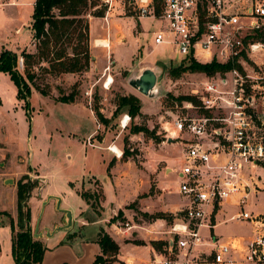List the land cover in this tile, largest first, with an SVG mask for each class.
<instances>
[{
	"label": "rangeland",
	"instance_id": "rangeland-1",
	"mask_svg": "<svg viewBox=\"0 0 264 264\" xmlns=\"http://www.w3.org/2000/svg\"><path fill=\"white\" fill-rule=\"evenodd\" d=\"M8 1L11 0H0V51L4 47L13 50L17 47L23 48L28 43L29 48L25 49L34 51V41L29 42L34 0H16L20 2V5L17 6L3 4ZM230 1L235 4L233 5L234 11L242 13L252 0ZM135 4H131L129 0H111L112 6L110 5V8L106 4L107 8L103 17H88L91 36L101 35L98 37L107 39L110 45L108 47L92 46L90 54L98 56L96 60L98 68H93L90 79L86 76L78 79L82 86H79L80 94L78 93L77 98L80 96L86 100V95L83 92L92 81L100 78L93 87L90 106L93 108L94 95L96 94L99 97L97 103L99 111L104 118L109 120V124H103L104 129L101 128L98 137L106 136L109 141H116L115 143L122 153L124 149H127L130 153L128 156L133 155L137 160L141 159L143 154H148V157L150 156L149 158L152 159L151 157L154 158L155 155L161 153L171 154L169 156L172 159L170 162L173 161L178 164L181 162L183 146L177 143V140H174L171 145L166 143L167 138L171 137L167 135L166 129L170 127L173 113L178 111L175 108V103L178 101L174 98L179 95L190 94L192 89L201 86L205 74L202 72H184L177 78L172 77L168 73V69L174 68L186 60L166 45L158 46L153 43L154 31L162 27L164 22L154 16L139 19ZM109 19H111V23L116 22L110 34L105 28ZM90 20L92 21L90 22ZM15 28H20L22 33L17 35ZM258 32L261 33V37L258 39L264 41V26ZM109 35L110 39L108 38ZM258 61L260 60L258 59ZM92 62L94 59L91 60L88 70H90ZM107 65H110L108 73H110L113 81L109 88H104L105 77L101 76V72ZM42 66H47V64L42 63ZM147 67L154 68L158 72L157 91L154 97L140 94L128 83L129 78L139 74L142 69ZM18 70L23 73V65L18 64ZM33 70L38 75L36 82L41 85L48 84L50 91L54 90L56 96L59 95V88L65 93L70 92L74 80H76V75L68 78L65 75L64 80L58 82L57 76L45 74L39 65L33 67ZM1 74L0 101L5 103L6 108H3L0 102V147L2 151L0 157L2 163L0 165V201H4L3 205L0 203V217L5 216V213L12 212L7 205L14 208L15 194L11 189L15 186L17 177H20L19 164L23 163L22 158L26 154L31 159L32 167L43 178V182L39 181L35 189L40 188L42 183H44V188L40 192L38 191L40 195L37 193L36 197L41 199L40 197L47 198L48 196H56V194L63 197L59 203L57 200L51 199L44 206L43 201L39 204L35 221L38 220L39 222L40 218L38 229H42L44 235L47 236V229L54 230L57 226L63 225L62 210L69 209L71 214L73 210H76L77 219L83 216L81 212L83 201L79 194L80 191L77 192V186L86 177L89 170L93 169L98 174L102 171L99 158L100 154H104V151L99 149L98 145L101 143H98L96 135L90 134L94 130L97 132V124L87 102L83 100L79 102L76 100L73 102L54 101L52 98L41 95L32 86L28 97L29 109H27L26 99L17 97V89L10 76L3 72ZM85 79L87 82H84ZM119 94L136 95L141 101L140 114L131 116L126 108L115 113L116 95ZM124 115H128L130 118L127 125L122 126L121 120ZM134 127L147 128L149 132L153 131L154 134H146L144 131L135 132L133 131ZM154 136H158L161 141H156ZM4 148L10 152L11 156L3 151ZM9 165L11 168L7 167ZM163 165L165 163L161 161L159 166L162 167ZM27 170L28 172L31 171L30 169ZM247 171L249 170L247 169ZM249 172L258 179L257 184L254 182L255 190H250L243 208L233 207L232 212L246 211L251 214L264 215V188L260 189L257 186L262 179L261 175H258L260 170L252 168ZM7 179H11V182L5 181ZM86 179H88V184H91V178L86 177ZM29 201L34 206L37 203L34 193L29 197ZM2 208L6 210H2ZM34 212L36 214V208ZM138 217L149 218L150 216L138 214ZM171 218L169 219L170 225L174 221ZM12 219L15 223V213L12 215ZM234 224L237 222L228 221L214 230V233L219 236L218 241L220 243H228L223 241L226 240L227 236L232 235L231 231L235 226ZM73 226L72 217V224L69 228ZM79 226L76 223V231ZM201 232L202 235L208 236L206 228H203ZM10 237V221L5 222L0 219V255L3 256L0 259V264H15L11 253ZM47 238L50 239L46 243L47 247L63 243L61 241L71 242L73 231L56 230ZM245 248L237 259L232 257L231 252L226 257H232L235 264H253L245 259ZM211 250L212 248L209 247L204 251L207 258L210 256ZM134 254L137 255L136 252ZM198 261L195 260L191 264H200Z\"/></svg>",
	"mask_w": 264,
	"mask_h": 264
},
{
	"label": "built area",
	"instance_id": "built-area-1",
	"mask_svg": "<svg viewBox=\"0 0 264 264\" xmlns=\"http://www.w3.org/2000/svg\"><path fill=\"white\" fill-rule=\"evenodd\" d=\"M104 2L110 7L111 0ZM135 3L138 18L154 16L164 22L153 33L155 45L168 46L182 59L232 64L223 73L205 74L201 86L189 94L195 101L175 103L178 111L169 129L165 128L169 138L183 146L178 192L187 203L170 225V254L154 257L153 262L191 264L197 260V248L211 247L204 264H234L226 257L232 243H218L210 235L203 237L201 231L212 227L211 214L224 200L240 194L236 204H245L257 179L249 168L264 172V41L254 37L264 26V0H252L242 13L235 12L227 0H161L160 15L155 14L153 0ZM18 64L23 65L22 58ZM109 68L102 72L104 88L113 81ZM84 94L90 104L92 90ZM129 118L123 116L122 126ZM107 149L122 155L121 149L119 153L111 145ZM232 219L264 230L260 214L242 211ZM245 249L247 261L264 264V231Z\"/></svg>",
	"mask_w": 264,
	"mask_h": 264
},
{
	"label": "crops",
	"instance_id": "crops-1",
	"mask_svg": "<svg viewBox=\"0 0 264 264\" xmlns=\"http://www.w3.org/2000/svg\"><path fill=\"white\" fill-rule=\"evenodd\" d=\"M227 1L231 2L230 0ZM236 1L239 2V0ZM129 2L131 4H135V0H129ZM3 4L7 6H17L20 5V2L11 0ZM232 4L235 5L234 3ZM91 21L92 20H90V22ZM115 24L116 22L111 23V19H109V21L107 22V26H105L107 31H109L108 34H110L111 30L114 29L113 27ZM15 33L17 35H20L22 33V30L20 28H15ZM89 35L90 51H92V46L99 47L95 44L99 39L107 41L108 45H110L107 39L98 37L101 35H95L92 37L90 30ZM108 38L110 39V35L108 36ZM29 42H31V38ZM25 48H29V43L28 45L26 44L23 48L17 47V49L15 50H10L16 52L17 54H20V52ZM97 58L98 56L96 54L94 58L90 57V62L92 59H94V62H92L91 66L92 68L90 67V70L85 71L80 79L82 77L85 78L84 76L88 77L89 79L91 78V71L93 70V68H98L96 66ZM102 72L101 76L104 77ZM1 73L2 72L0 71V77L2 76ZM65 75H67L66 78H68L72 77L73 74H61L57 76V81H63ZM77 79L78 77L76 75V80ZM99 80L100 78L92 81L89 87L85 89V91L93 90V87H95ZM84 82H87V79H85ZM45 97L52 98L55 101V98L57 96L56 94H54V90H52L50 91V94ZM75 100L76 102H79L81 100L87 102V105L90 108V112L92 113L97 124V132L94 130L90 134L96 135L98 143H101V145H98V147L100 150L104 151V154H100L99 158L102 165L101 173L98 174L93 171V169L89 170L86 177L91 178V184H88V179L84 177L81 180L80 184H78L77 186V192L82 189L91 191L101 189L103 197L100 200L99 207L97 208L92 207L81 197V200L83 201V209L81 211L83 216L77 219L76 210H73L72 217L74 226L72 228H67V230L73 231V238L71 242L61 241L63 243H57L55 245L47 247L46 243L50 241V239L47 238L49 236L44 235L43 230L39 229L41 235L36 239H40L46 247L41 264H92L96 256L101 253V249L99 244L97 243V239L102 231L109 234V236L112 237V239H114L119 245V251L116 256V260L110 264H157L153 262L154 257H156L157 259H162L163 256H167L170 254L169 246L171 245V239L173 236L169 232L171 222L168 219L161 217L141 218L138 217V214H147L149 216H152L156 213H165L170 215L172 217L171 219L174 220L175 214L180 212V210L186 206V200L178 192V185L181 177V174L179 173L181 162L178 164L173 161L170 162V160H172L169 157L171 154L167 155L161 153L155 155L154 158L151 157L152 159L149 158L150 156L148 157V154H143V156L139 160L135 159L133 155L128 156L125 159H122V155L119 157L115 156L111 151L107 149V147L109 145H116L115 148L117 150H119L120 148L115 143L116 141H109L108 137L106 136L98 137V133L101 131V128L104 129V125L98 121L94 111L92 110V107L89 104L88 97L86 96V100H84L79 96L78 98L76 97ZM0 102L2 104V107L6 108L5 103H3L2 101ZM172 142L173 141H168V139L166 141L168 145H171ZM178 149L180 150V148ZM3 151L11 156L10 152L7 149L4 148ZM1 155L2 151L0 147V157ZM23 157V163L19 164L20 169H18L20 177L23 174H27L32 180L43 182L42 176L34 167H32L31 159L29 158V156L25 154L23 155ZM161 161L165 163V165H163L162 167L159 166V163ZM1 164L2 163L0 162V165ZM7 167H10V165ZM252 168H249V170H251ZM254 168H258L260 170V172H258V175L260 174L262 179L260 180V184H258L257 186L260 189H263L264 172L259 167ZM27 169H30L31 171L28 172ZM20 177H17V180ZM257 182L258 179L256 180V184ZM35 188L32 190L31 194H35L37 203H35L34 206L33 204L31 205L30 201L28 200V204L31 209L30 225L32 228V234L34 231V225L36 226L40 222V218L39 222L38 220L37 222L35 221L37 213L39 211V204L41 201L47 199L44 197H40L41 199H38L36 197L38 191L40 192L41 189L44 188V183H42V186L40 188ZM11 190L12 192L14 191L15 194V205L14 208L10 207L9 205L7 206L11 209L9 210L12 211L8 212L12 217L14 213L16 214V183ZM38 194L40 195V193ZM239 195L240 194H235L218 204L217 208H215L213 213L211 214L212 227L209 230L207 229L208 235H210L213 239L220 243V241H218L219 236L214 233V230L219 228L221 225L226 224L228 221L237 222V224H234L235 226H233V230L231 231L232 235L227 236L226 240L223 241L232 243L234 247L230 249V252L232 254V257L234 256L235 259L239 258V256L241 255V251L245 248V245L251 239H253L255 235H257V233H262L264 231L263 229H259L258 231H256L248 221L232 219V216L242 212H232L233 207L243 208V206H238L236 204ZM56 196L59 197L60 201L61 199H63L62 195L60 194H56ZM51 199H53L54 201L57 200L56 197ZM50 200H48L46 204H48ZM3 202L4 201L2 200L0 201L2 205ZM35 208L36 214L34 212ZM2 210L6 209L2 208ZM118 211H121V215L119 216H117ZM62 215V224H64L65 213L63 212ZM113 217H115L116 219L114 221H110V219ZM0 219H3L5 222L9 221V218L7 216L0 217ZM76 223L80 225L77 231ZM202 236L204 237L205 235ZM152 242H161V250L155 249L152 245ZM207 248L209 247H200L194 251V255L196 256L197 260H199L198 262L200 264H204L202 262L205 259H209V257H206V254L204 252ZM134 252H136L137 255H135ZM2 257L3 256L0 255V259H2ZM232 257L230 259H232Z\"/></svg>",
	"mask_w": 264,
	"mask_h": 264
},
{
	"label": "trees",
	"instance_id": "trees-1",
	"mask_svg": "<svg viewBox=\"0 0 264 264\" xmlns=\"http://www.w3.org/2000/svg\"><path fill=\"white\" fill-rule=\"evenodd\" d=\"M154 11L160 15L162 11L161 0H153ZM107 5L102 0H34L33 12L31 14V41L35 43L34 51L23 49L20 54L2 48L0 51V71L7 73L17 88V97L26 99L28 108V97L32 90L31 86L41 95L50 94L48 84L37 83V73L33 67L39 65L45 74L59 76L71 73L77 75L78 79L88 70L90 64L89 49V16L103 17ZM252 35L246 36V38ZM255 38L261 37L260 32H256ZM19 57L22 58L23 73L18 70ZM185 62L168 69V73L174 77H179L184 72H202L208 76L228 70L232 64L220 63L213 59L210 62H199L194 59H185ZM46 63L47 66H42ZM73 83L70 92L65 93L58 89L57 101L73 102L79 93V80ZM115 113L126 108L131 116L139 115L141 112V101L134 94L116 95ZM176 101L194 100L189 95H179L174 98ZM99 97L94 95V111L98 121L104 125L109 124V120L104 118L99 111ZM133 131H144L153 135L154 132L143 127H134ZM159 141L158 136H154ZM163 140V139H162ZM161 141V140H160ZM129 151L124 149L122 159L129 155ZM111 165V164H109ZM37 180H32L27 174H23L16 181V222L14 223L10 214L5 213L11 224V253L15 264H41L45 245L40 239L33 237L31 222V209L28 204L32 190L38 186ZM80 196L92 207L97 208L103 197L101 189L80 190ZM121 215L118 211L117 216ZM146 215V214H145ZM150 217H161L170 219L171 216L165 213H156ZM113 217L110 221H114ZM101 253L96 256L92 264H110L116 260L119 251L118 243L106 232L102 231L97 239ZM161 242H152L155 249L161 250Z\"/></svg>",
	"mask_w": 264,
	"mask_h": 264
},
{
	"label": "water",
	"instance_id": "water-1",
	"mask_svg": "<svg viewBox=\"0 0 264 264\" xmlns=\"http://www.w3.org/2000/svg\"><path fill=\"white\" fill-rule=\"evenodd\" d=\"M91 58H94V56H91ZM128 83L130 86H132L134 89H136L140 94L148 97H154L156 96V87L158 83V72L154 68H144L142 69L139 74L131 77L128 79ZM168 141H173L171 138L168 139ZM7 182H10L11 179H7ZM56 197L58 203L60 202L58 196H48L46 200L43 201V206L46 204L48 200L51 198ZM65 213V223L61 226H57L54 230H48L47 229V236L52 235L56 230L61 229H67L72 224V214L69 209L62 210ZM41 235V232L38 229V224L35 226L33 231V237L37 238Z\"/></svg>",
	"mask_w": 264,
	"mask_h": 264
},
{
	"label": "bare ground",
	"instance_id": "bare-ground-1",
	"mask_svg": "<svg viewBox=\"0 0 264 264\" xmlns=\"http://www.w3.org/2000/svg\"><path fill=\"white\" fill-rule=\"evenodd\" d=\"M96 45L99 47H108V42L107 41H103V40H97L96 41ZM111 148L115 151V152H120L119 150H117L115 148V146L111 145Z\"/></svg>",
	"mask_w": 264,
	"mask_h": 264
}]
</instances>
